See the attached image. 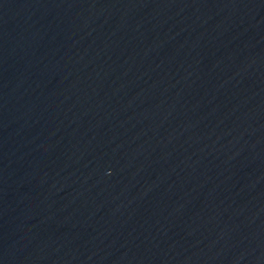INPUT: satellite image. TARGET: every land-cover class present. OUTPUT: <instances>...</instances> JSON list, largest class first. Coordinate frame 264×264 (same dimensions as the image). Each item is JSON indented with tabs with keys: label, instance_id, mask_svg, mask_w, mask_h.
<instances>
[{
	"label": "water",
	"instance_id": "obj_1",
	"mask_svg": "<svg viewBox=\"0 0 264 264\" xmlns=\"http://www.w3.org/2000/svg\"><path fill=\"white\" fill-rule=\"evenodd\" d=\"M0 264H264V0H0Z\"/></svg>",
	"mask_w": 264,
	"mask_h": 264
}]
</instances>
